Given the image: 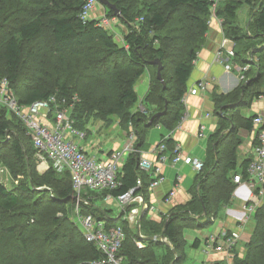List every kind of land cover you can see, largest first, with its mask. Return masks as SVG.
I'll return each instance as SVG.
<instances>
[{"label":"trees","instance_id":"16d2710c","mask_svg":"<svg viewBox=\"0 0 264 264\" xmlns=\"http://www.w3.org/2000/svg\"><path fill=\"white\" fill-rule=\"evenodd\" d=\"M108 1L117 12L108 8L105 14L124 25L122 44L99 17H80L86 0H0V79H7L20 104L29 105L52 94L67 99L75 95L78 101L71 117L78 131L91 118L109 122L114 115L123 129L129 126L136 134V152L128 155L117 172L120 184L108 191L88 190L82 196L87 204L81 202V211L98 218L112 213L95 206L97 200L108 193L126 192L139 176L145 185L151 181L149 174L139 171L138 147L149 129L161 124L173 130L180 123L185 112L182 97L197 53L206 42L211 16L210 0ZM244 5L249 11L247 21L240 25ZM215 14L222 19L225 37L235 42L232 61L241 69L249 66L240 71L243 79L238 88L210 94L211 115L217 118L218 128L209 137L210 152L197 173V194L173 210L162 225L148 219V211L141 216V234L163 235L176 252L184 244L183 222L199 217L204 221L197 226L208 225L229 203L237 185L233 176L241 174L247 179L250 158H244L239 167L236 164L241 144L238 128L253 132L256 114L245 117L242 111L264 94V0H224ZM249 52L252 60H248ZM156 59L162 66V79L157 78ZM149 67L156 68L154 80L168 81L158 94L162 106L149 115L135 113L132 108L139 101L135 85ZM145 104L149 109L147 98ZM157 111L164 112L153 117ZM227 121L229 129L223 132ZM26 129L0 104V168L14 161L13 170L17 165L15 172L23 174L20 183L9 188L2 183L0 172V264H94L103 253L85 240L73 220L74 189L68 170L57 172L50 166L46 172H38L36 150ZM163 141L169 149L173 147L172 139L164 137L158 145ZM251 217L254 227L245 242V253L234 255L233 264H264V198ZM116 223L108 221L109 225ZM118 223L126 232L119 250L123 264L174 260L164 242L142 240L144 247L139 248L137 230L121 218ZM180 260L177 257L175 264Z\"/></svg>","mask_w":264,"mask_h":264},{"label":"built area","instance_id":"2783aa9c","mask_svg":"<svg viewBox=\"0 0 264 264\" xmlns=\"http://www.w3.org/2000/svg\"><path fill=\"white\" fill-rule=\"evenodd\" d=\"M218 1L210 0V18L213 17L217 20L221 27L222 36L226 40L222 27V19L218 18L215 14V5ZM96 2L97 0H86L80 13L82 19L94 17L92 12ZM104 16L103 13L99 16L102 24ZM117 25L122 28L124 27L121 22H118ZM223 51H225L226 56L233 57L235 54V42H230L229 46L222 44L216 51L214 59L221 64L225 62ZM247 57L248 60H252L250 52ZM248 66L249 64H246L242 69L246 70ZM213 81L214 78H202L193 84L182 97L184 105H186L187 95L204 94ZM262 97L263 95H260L258 98ZM76 101H78V98L75 95L71 99H67L58 98L56 94H52L46 99L36 100L29 105H22L18 102L7 79H0V104L14 113L26 126L27 134L30 136L36 150L37 169L43 172L49 168V162H52L68 170L74 189V194H72L75 200L73 220L75 223L76 221L81 222V232L85 240L93 243L103 253V257L94 261V264H123V256L119 255V250L126 238V232L123 225L118 223V221L120 218L125 220L131 228H135L142 235L139 217L146 211H153L155 209L145 201L144 194L148 190L161 185L164 180L160 175L161 167L159 165H163L165 162H171L173 165L184 164L198 172L203 167V161L196 156H184L180 146L177 144L169 149L163 141L157 145V158L155 161L143 156L139 157V171L148 173L150 178H152L147 185L143 184L142 178L139 176L136 180V185L126 192L116 196H112L109 193L105 195L104 201H113L118 214L114 217L112 215H104V217L98 218V216L92 213H83L81 211V202L87 204V201L82 196L88 190L96 192L108 191L120 184L117 180V172L121 170V166L128 155L136 152L134 148L136 134L130 131L124 147L110 152L105 159L85 152L80 144V141L84 138V133L73 127L74 121L71 117V112L74 109ZM205 116H211V114L207 113ZM183 119H185V112L181 120ZM204 129L205 125H200V135L204 133ZM71 136L76 137L78 142L72 139ZM255 139L256 143H253ZM249 151L250 157L248 158H250V161L246 170L247 179H244L241 174L233 176V181L237 185H244L248 189L244 212L239 219V225L229 233L223 231L221 234H211L206 237L205 241L207 251L225 253L228 258H232L234 255L233 249L240 238L239 228L251 218L264 198V116L261 114H256L253 118L251 149ZM176 179H181L180 173H177ZM174 194L175 191L170 189L165 200H169ZM115 218L116 220L114 221L117 223L109 225L108 221ZM135 244L139 248L144 247V243L140 237L135 239ZM224 264L233 263L228 261Z\"/></svg>","mask_w":264,"mask_h":264},{"label":"crops","instance_id":"0c3cea01","mask_svg":"<svg viewBox=\"0 0 264 264\" xmlns=\"http://www.w3.org/2000/svg\"><path fill=\"white\" fill-rule=\"evenodd\" d=\"M94 10L95 9H93L92 15L96 17V14H99V12H96ZM248 11L249 7L245 5L242 6L240 12L241 19L240 17H238L240 25H243L244 22L247 21ZM113 24L117 25L115 22H113ZM208 26V31L206 33V42L197 53V58L194 61L193 70L187 81V91L193 84H195L202 78H214L213 83H211V86L204 94L187 95L185 105V119L181 120L175 129L168 130L161 124L149 129L146 133L142 145L138 147V153L140 156L155 161L157 158V145L160 139L164 137L172 139L173 146L175 144L179 145L184 156H196L202 161L206 160V158L208 157L210 152L209 137L212 134L216 133L218 128L216 117L212 115L205 116V114L207 113L212 114V111L214 109V104L211 101L210 94L213 90H215L217 93H229L235 88H238L241 80L243 79V76L240 74V71L242 69L232 61L231 57L226 56L225 51H223L225 62L221 64L215 61L214 56L220 46L222 44H224L225 46H229L230 42L233 41L226 37V40H224L220 29L221 27L217 20L213 17L209 19ZM115 27H117L115 28V31L111 29L112 33L114 37L117 36V38H119V41H121L120 43L117 41L118 44H122V32L124 30V27ZM140 79V82L137 84L139 89L136 88V91L139 96V100H142L146 88L148 90L149 82H147L148 79L146 77V74L141 76ZM262 95V98L255 99L251 106L243 109L242 116L248 117L253 114H261L264 116V94ZM158 112L161 111H157L155 113ZM200 125H205L204 133L202 135H200ZM226 129H229L228 121L225 124L223 132ZM129 130V127L127 128V130L122 129L118 118H116L115 120H112L111 118L110 122L91 118L89 122L86 123V125L81 130H79L80 132L84 133V138L82 140H84L85 142H81L80 140L79 141L85 152L88 153L89 149L94 150L96 148L94 150V153H92L91 155H95L96 157L105 159L108 157L110 152L122 149L124 147L127 142V131ZM93 131H95L96 136H99V134H101V136L104 135L106 137L104 143H108V145H110L108 150H103V146L100 145H98L99 150H97V147L95 146L97 145V142H99V140L96 139L97 141L94 140V142H91L92 139L90 134H92ZM238 136L241 140V144L237 147L236 150L237 167H239L241 161L244 158L250 157L249 150L251 149L252 132L244 129L243 127H239ZM72 139L77 141L76 137H72ZM51 163L52 162H49V164ZM159 167H161L160 175L164 178V180L161 185L153 188L152 190H148L145 201L150 206H153L155 208L153 211L147 212V218L162 225L164 220H166L165 218L168 217L170 213L173 212V210H176L177 207L180 208L183 204H185L188 200L192 199V197L197 194L196 182L198 178V172L192 170L187 165H173L171 162H165L163 165H159ZM177 173H180L181 175V179L179 180L176 179ZM170 189H173L175 191V194L169 200H165ZM247 195L248 189H246L244 185H235L229 203L220 211L218 216H216L215 218L213 217V220L220 219L221 221L220 227L217 229V232L215 234H221L223 231L229 233L230 231L235 230L238 227L239 219L244 212L243 209ZM101 202L108 203V201H104L103 198V200H97L95 202V206L99 207L102 210H105L106 208L101 205ZM231 206H233V208H230ZM194 218V220H190L188 218L183 222V224L185 223L182 229V238L184 239V244L181 249L177 251V257L181 258L178 264L184 263V259L187 256V247L190 244L192 247L194 241H196L195 248H200L201 243H204V245L200 249L201 253H203L204 255L201 260V263L203 264H224L228 261H231L233 263L234 255H237L239 257H242L244 255L245 242L250 237L254 227V223L251 222L252 217L248 220L250 221L248 224H244L241 228H239L240 238L236 247L233 249L234 255L232 258H228L227 255L222 252L219 253L206 250V237H208V234L211 233H205L202 241L201 239H199L198 235L196 236V233L192 232V230L204 228L210 225L213 221L204 227H200L197 226V224L203 222L204 218ZM113 220H116V218ZM185 228H188V232L186 234H184ZM158 251L161 252L160 250ZM177 257H175L173 253V259L176 260ZM174 260L170 261L168 264H175Z\"/></svg>","mask_w":264,"mask_h":264},{"label":"rangeland","instance_id":"374dc122","mask_svg":"<svg viewBox=\"0 0 264 264\" xmlns=\"http://www.w3.org/2000/svg\"><path fill=\"white\" fill-rule=\"evenodd\" d=\"M223 1L224 0H219L217 2V4L215 5V8L217 6H219L221 4V2H223ZM93 9H95L94 11L99 12V14L98 13L96 14L97 16H99L101 13H103L105 15L103 24L107 28H110V30L112 29L113 31H115V28H117L115 26H118V25H114L113 24V22H115L114 18H110V17H108L105 14V11L108 9V7L105 6L104 4L100 3L97 0V2L95 3V6L93 7ZM96 9H98V10H96ZM240 9H242V7ZM239 17L241 19V13H240ZM116 22H120V21L118 19H116ZM170 24L171 23H169L168 25H170ZM118 27H120V26H118ZM115 38H116L115 39L116 41H118L119 43L121 42V41H119V38H117V36ZM155 70H156V68H155ZM155 70H154V68L149 67V70H147V72H145L146 77L148 79L147 82H149V87H148V90L146 88L145 93H144V95L142 97V100H139L136 104H134L132 110L135 113L136 112H141V113L145 112V113H147L149 115L150 112L155 111L157 109L159 110V106L160 107L162 106V102H161L162 100L160 98H158V94L160 93L161 86H163V87L168 86V81L166 79H164V81L161 83L160 81L157 82L156 80H154L153 71H155ZM167 70H168V68L165 71H167ZM156 72H157V70H156ZM160 75H161V79H162L161 71H160ZM164 76L168 77L167 74L164 75ZM140 80L141 79L137 80L135 87L140 82ZM136 88H138V86ZM150 92H151V94H150ZM164 94H166V93H164ZM146 98L149 101V103L151 104L149 109L147 108V105L145 104V99ZM115 117L116 116H114V115L110 116L109 122L111 121V118H112V120H115L117 118V117L116 118ZM129 129H131V128L129 127ZM129 131H127V135L129 133ZM90 135H91V139H92L91 142H94V140H96V139L99 140V142H97V145L95 146V147H97V150H99V148H98L99 146L98 145L103 146V150H108L109 149L110 145H108V143H104V140L106 138L104 135L101 136V134H99V136H96L95 131H93L92 134H90ZM82 141L85 142L84 140H81V142ZM94 150L89 149L88 153L92 154V153H94ZM239 158H242V157H239ZM14 165H15L14 161H10V162H8L6 164H3L1 166V168H0L1 181H2V183L4 185H6L9 188H12L13 186H16L17 184H19L20 180L23 178V174H18L17 172H15V169L17 168V165L15 166V169L13 170ZM50 166H52L57 172L64 171V167H61L59 164L51 163V164H49V167ZM47 170H49V168ZM47 170L43 171L42 173L46 172ZM38 172H40V171L38 170ZM101 203H102L101 205L103 207H105L106 209L111 210L112 217H114L116 214H118V210H117V208H116V206H115L113 201H110L108 203H103V202H101ZM230 208H233V206H231ZM74 209H75V205H74ZM73 212H74V210H73ZM220 222H221L220 219L213 220V222L210 225H208V226H206L204 228H201V229L192 230V232L196 233V236L198 235L199 239L202 240V238H203L205 233L215 234L217 232V229L220 227ZM249 222L250 221H247L245 223V225L248 224ZM251 222H253V221L251 220ZM76 225L78 226V228L80 230L82 229V224H81L80 221H76ZM187 229L188 228L184 229V234H186L188 232ZM211 234H208V235H211ZM203 245H204V243H201V247L200 248H197V247L195 248V246L191 247V244H190L187 247V251H186L187 256L184 259V263L183 264H203V263H201V260H202L204 255H203V253H201V250H200Z\"/></svg>","mask_w":264,"mask_h":264},{"label":"water","instance_id":"95a60500","mask_svg":"<svg viewBox=\"0 0 264 264\" xmlns=\"http://www.w3.org/2000/svg\"><path fill=\"white\" fill-rule=\"evenodd\" d=\"M98 1H99L100 3H102V4H104L105 6H107L108 8H112V9L115 10V6H114L113 4H111L108 0H98ZM115 12H117V9L115 10ZM153 63H154V64H155V63L158 64V65H157V78H158V79H161V75H160V71H161V68H162L161 63L159 62L158 59L154 60ZM163 112H164V111H161V112L155 113V114L153 115V117L158 116V115L162 114ZM141 215H143V214H141ZM141 215H140V217H139V220L141 219ZM137 234H138V236H139L142 240H146V241H155V240H159V241H161V242H164V243L167 244V245L170 247V249L173 251L175 257H177V252H176V250L173 248L172 245H170V244L166 241V239H165V237H164L163 235H160V236H159L160 238H159L157 235H153V236H144V235H140V233H138V232H137Z\"/></svg>","mask_w":264,"mask_h":264},{"label":"clouds","instance_id":"9594fccd","mask_svg":"<svg viewBox=\"0 0 264 264\" xmlns=\"http://www.w3.org/2000/svg\"><path fill=\"white\" fill-rule=\"evenodd\" d=\"M143 235V234H142ZM160 238V237H159ZM166 238V237H165ZM166 241L168 242L167 238H166Z\"/></svg>","mask_w":264,"mask_h":264},{"label":"bare ground","instance_id":"6f19581e","mask_svg":"<svg viewBox=\"0 0 264 264\" xmlns=\"http://www.w3.org/2000/svg\"><path fill=\"white\" fill-rule=\"evenodd\" d=\"M98 19V18H97ZM102 24V23H101ZM27 130V129H26ZM33 145V144H32ZM152 180V179H151Z\"/></svg>","mask_w":264,"mask_h":264}]
</instances>
